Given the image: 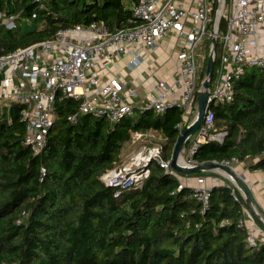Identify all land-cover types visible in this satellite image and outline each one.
Masks as SVG:
<instances>
[{
	"label": "trees",
	"instance_id": "obj_1",
	"mask_svg": "<svg viewBox=\"0 0 264 264\" xmlns=\"http://www.w3.org/2000/svg\"><path fill=\"white\" fill-rule=\"evenodd\" d=\"M42 1L43 7L37 0H0V10L16 15V26L0 32V55L50 38L60 27L100 19L113 31L140 22L133 14L139 0ZM225 25L222 19L220 29ZM219 62L217 44L214 76ZM234 88L231 102L213 105L216 126L227 134L202 143L193 157L238 156L251 169L264 168V158L252 160L264 153V65L248 67ZM79 102L56 101L58 118L38 153L24 142L22 106L0 109V264H264V242L250 245L240 224L249 210L245 197L228 179L212 187L205 208L193 187L178 186L182 175L212 171L169 173L152 161L143 186L119 195L103 180L133 131H159L170 158L182 109H148L115 123L84 114L70 122Z\"/></svg>",
	"mask_w": 264,
	"mask_h": 264
},
{
	"label": "built area",
	"instance_id": "obj_2",
	"mask_svg": "<svg viewBox=\"0 0 264 264\" xmlns=\"http://www.w3.org/2000/svg\"><path fill=\"white\" fill-rule=\"evenodd\" d=\"M37 1L43 7V1ZM133 14L140 19L133 26L110 31L100 19L77 23L58 28L50 38L0 55V109L12 104L22 106L21 118L26 124L24 142L35 153L47 144L58 118L56 101L62 98L80 100L77 109L68 117L73 123L84 114L115 123L136 112L150 109L164 113L178 107L183 110L184 120L177 124L182 132L185 122L192 121L197 114L196 96L206 77L202 79L200 74L206 66L211 38L215 35L220 47V62L209 88L203 122L183 151L187 164L208 162L197 161L193 155L202 143L221 142L227 134L226 129L216 127L213 105L231 102L235 96L234 80L248 67L264 65V47L262 49L263 42L259 38L264 29V0H220L219 5L217 0H139L133 6ZM222 19L226 25L221 30ZM0 22L4 28H13L16 15L0 10ZM171 33L178 35L180 40L176 53L178 61L170 69V79L155 74L152 85L141 96L137 86L110 74L114 63L124 54L132 51L131 65L137 66L144 61L141 49L156 50L161 39ZM150 64L156 66L153 61ZM146 136H153L152 130L133 131L131 142L140 140L139 149L121 166L103 174V180L117 188L115 195L126 189L141 188L150 174L152 161L169 173L177 172L171 166L172 156L164 157L166 138L162 136L161 141L147 142L144 141ZM250 158L246 155L245 159ZM260 158H264V153L252 160ZM210 161L232 168L246 182L244 175L234 168L245 160L234 156ZM260 169L264 172V168ZM42 171L45 172L44 167ZM208 177L182 175L178 188L193 187L195 197L205 208L212 187L220 185L209 182ZM244 211L246 217L240 224L249 230L248 220L252 219V214L247 209ZM249 232V244L257 245V237Z\"/></svg>",
	"mask_w": 264,
	"mask_h": 264
},
{
	"label": "crops",
	"instance_id": "obj_3",
	"mask_svg": "<svg viewBox=\"0 0 264 264\" xmlns=\"http://www.w3.org/2000/svg\"><path fill=\"white\" fill-rule=\"evenodd\" d=\"M262 49L264 47V29L260 33L259 36ZM180 40L179 36L175 33H171L168 36L161 39L159 47L156 50H152L150 48L141 49V53L144 55V61L141 62L137 66H132L131 61L133 60L132 51L127 52L121 58H119L113 65L110 74L113 76H117L120 79H123L130 84L137 86L140 95L142 96L145 91L152 85L155 74H158L161 77L166 79H170V69L173 64L178 61V57L176 55L177 50L179 48L178 41ZM170 48L167 54V60H163V67H167V71H162V67L158 66L155 62L154 56H159L160 50L162 48ZM150 55L151 60L147 57ZM153 61L156 66L150 64ZM151 68V70L149 69ZM234 168L241 174L244 175L246 184L253 196L254 204L258 210H262V215L264 217V172L261 169H251L249 167L248 162H244L241 164H235ZM224 178L227 180L228 177L225 174H222ZM209 182L222 184L227 181L219 179L217 177L208 175ZM229 180V179H228ZM260 212V211H259ZM261 213V212H260ZM248 227L251 233H253L258 240V243L264 242V227L261 223L252 215V219L248 220Z\"/></svg>",
	"mask_w": 264,
	"mask_h": 264
},
{
	"label": "water",
	"instance_id": "obj_4",
	"mask_svg": "<svg viewBox=\"0 0 264 264\" xmlns=\"http://www.w3.org/2000/svg\"><path fill=\"white\" fill-rule=\"evenodd\" d=\"M219 1L217 0V5H219ZM4 24H0V32L3 30ZM211 48L208 54V60L206 65V77L202 81V88H200L197 92L196 100H197V114L189 124L186 125L182 133L179 135L172 154L171 166L177 172L183 173H200L204 171L211 170H221L233 181L235 182L237 188L242 192L245 197L248 209L250 213L261 223L264 227V217L259 212L254 204L253 196L246 184V182L240 178V176L230 167L223 165L219 162H202L199 164H187L185 162H181L180 159H183V151L184 147L188 140H190L191 136L196 132L198 127L203 122V117L205 113V106L207 102V98L209 96V88L212 84V79L214 75V66L217 52V36H213L211 38ZM184 161V160H183Z\"/></svg>",
	"mask_w": 264,
	"mask_h": 264
},
{
	"label": "rangeland",
	"instance_id": "obj_5",
	"mask_svg": "<svg viewBox=\"0 0 264 264\" xmlns=\"http://www.w3.org/2000/svg\"><path fill=\"white\" fill-rule=\"evenodd\" d=\"M170 50V48H162L160 50V53H159V56H154L155 58V62L158 63L157 65L162 67V71H167V67H163V60H164V57H165V60H167V55H171L170 53L167 54ZM147 57L151 60V57L150 55H147ZM149 69L151 70V68L149 67ZM197 101V100H196ZM217 127V126H216ZM153 132V136H146L144 141H151V142H158V141H161L162 140V135L159 133V131H156V130H152ZM140 144H141V141H137L136 143H130L128 145L125 146V148H123V150L121 151L120 153V160H119V163H117V167L118 166H121L124 162L128 161L129 158L132 156V154L137 151L140 147ZM213 173L211 174L212 176L214 177H217L219 179H222V180H225L227 181L224 176L222 174H226L224 173L223 171L221 170H213L212 171Z\"/></svg>",
	"mask_w": 264,
	"mask_h": 264
},
{
	"label": "bare ground",
	"instance_id": "obj_6",
	"mask_svg": "<svg viewBox=\"0 0 264 264\" xmlns=\"http://www.w3.org/2000/svg\"><path fill=\"white\" fill-rule=\"evenodd\" d=\"M180 160H181V162H184L183 159H180Z\"/></svg>",
	"mask_w": 264,
	"mask_h": 264
}]
</instances>
